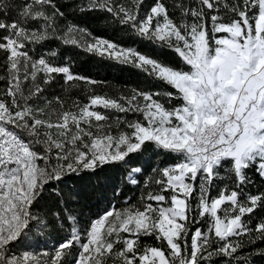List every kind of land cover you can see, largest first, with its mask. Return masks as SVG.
<instances>
[{"label": "snow or ice", "instance_id": "obj_1", "mask_svg": "<svg viewBox=\"0 0 264 264\" xmlns=\"http://www.w3.org/2000/svg\"><path fill=\"white\" fill-rule=\"evenodd\" d=\"M88 12L174 62L71 19ZM50 42L171 90L73 98L77 82H100L74 73ZM148 145L165 157L150 172L130 163ZM113 164L129 166L135 195L82 226L67 207L52 212L69 232L46 258L16 250L48 227L46 194L62 202V186ZM253 175L264 181V0H0V264H256L264 185L253 192Z\"/></svg>", "mask_w": 264, "mask_h": 264}, {"label": "trees", "instance_id": "obj_2", "mask_svg": "<svg viewBox=\"0 0 264 264\" xmlns=\"http://www.w3.org/2000/svg\"><path fill=\"white\" fill-rule=\"evenodd\" d=\"M61 2L68 4L76 2V0H61ZM148 2L150 3L151 0H148ZM68 11L71 12L72 10L69 9ZM71 19L82 27H86L96 37L106 38L121 45L136 48L149 56L174 62L171 53L136 37L134 33L114 23L104 13H77ZM47 47L58 50L61 62L65 57L70 58L74 73L100 82L95 85H84L77 82V87L73 88L69 94L73 98L82 96V90L85 88H94L97 94H108L110 96L130 93L134 88L161 93L171 90L163 82L147 77L146 74L131 65H121L108 60L106 57L102 58L98 55L86 53L75 47L58 45L57 42H50ZM56 87L59 90V85ZM163 160H165V157H157L154 154L153 146L148 145L142 154L133 155L130 163L131 165L143 167L146 172H150L152 167ZM128 167V165L122 164L106 165L97 169L94 173L81 174L68 182L67 186H62V202L60 196L51 193L46 194L45 199L41 201L40 212L41 215L47 214L48 227L23 244L17 245L16 250L20 254L30 253L36 259L46 258L42 254L51 252L53 246L67 236L69 232L67 225L57 221L51 215L52 212L60 211L63 213V209L67 207L73 215L80 218L82 226L84 222L101 212L110 202L119 205L124 196L135 195L134 187L126 185L125 175ZM250 175L252 174L250 173ZM253 179L255 184L251 190L256 192L264 185V181H261L255 175H253ZM117 191H120L119 196L114 195ZM256 264H264V259L256 257Z\"/></svg>", "mask_w": 264, "mask_h": 264}]
</instances>
